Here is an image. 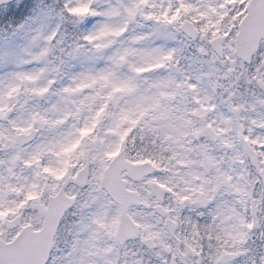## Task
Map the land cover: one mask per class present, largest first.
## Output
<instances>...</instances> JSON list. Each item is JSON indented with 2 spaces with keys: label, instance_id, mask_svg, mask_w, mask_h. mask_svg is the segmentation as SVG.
<instances>
[{
  "label": "rangeland",
  "instance_id": "rangeland-1",
  "mask_svg": "<svg viewBox=\"0 0 264 264\" xmlns=\"http://www.w3.org/2000/svg\"><path fill=\"white\" fill-rule=\"evenodd\" d=\"M93 1L92 4L91 0H19L12 8L0 9V110L15 105L9 122L6 125L0 122V237L5 239L12 234L4 229L5 200H1L5 196V181L20 178L10 177L12 170L17 174V169L26 164L29 171L24 176L19 174L30 184L34 176L31 164L37 160L39 147L44 143L59 148L56 134L68 147L73 140L79 142V125L91 130L95 111L104 108L106 116L98 131L84 140L85 153L93 163V179L80 194L81 205L63 226V231L68 232L67 248L57 249L48 264H142L121 259V254L135 253L134 246L118 247L115 238L118 208L99 184L102 157L116 147L118 136L128 128H134L143 137L139 142L151 145L153 160L165 158L152 180L167 185L174 193L170 206L174 201L183 202L185 187L198 192L202 182L215 180L209 162L222 168L221 177L233 181L230 201L224 205L233 219L226 229V237L231 238L230 251L240 255L232 264H261L264 252L259 256L258 245L248 246L241 254L247 248L242 241L241 216L235 210L244 190L245 174L236 144L238 133L264 161V92L257 85L258 81L264 82V40L251 66H245L234 54L237 24L246 12L248 0ZM27 5L25 18L21 14L11 22ZM184 18L191 19L202 36L182 45L192 47L193 53L185 51L184 58H180L177 38L182 42L188 38L168 36V29L171 24L179 27ZM171 30L175 32L173 26ZM223 34H228V38L223 45L224 55L219 59L208 40ZM50 80L54 87L44 101L37 102L35 93L47 89ZM226 87L231 90L217 100L215 91L222 92ZM65 93H69L77 111L70 119L67 118L71 107ZM240 106L243 108L240 126L233 130L229 116L231 110L235 112ZM39 125L44 127L46 137L39 138L28 149L20 150L13 145L16 133ZM204 125L215 127L219 134L216 142L200 129ZM5 147L9 151L7 173ZM53 161L52 157L44 160L42 167L47 176L39 181L41 184L36 182L38 189L51 188L59 177L60 171L56 177L49 176V170L55 168ZM248 178L254 182L255 175L248 173ZM256 186L259 188L253 195L256 207L264 211V193ZM34 187L32 184L31 190ZM138 187L148 199L151 182L145 181ZM214 202L220 210L222 204L218 199ZM145 210L134 212V218L144 233L151 234L159 243V250L154 251L156 261L151 264H166L158 261V256L173 245L160 222ZM192 218L189 213L184 215V221L195 225ZM261 219L264 220V213ZM24 220H32V215ZM214 247L212 257L221 255V248L215 244ZM200 248H195L197 254ZM196 260L197 257L184 258L180 264H199Z\"/></svg>",
  "mask_w": 264,
  "mask_h": 264
},
{
  "label": "water",
  "instance_id": "water-1",
  "mask_svg": "<svg viewBox=\"0 0 264 264\" xmlns=\"http://www.w3.org/2000/svg\"><path fill=\"white\" fill-rule=\"evenodd\" d=\"M10 1L0 0V5ZM182 29L191 38L194 39L196 37V31L192 29L190 24L184 23ZM262 38H264V0H250L247 14L239 24V31L236 36L237 56H240L245 61H249V58L257 50ZM223 39L216 38L210 41L211 46H213L219 56H222L221 43ZM10 113L11 110L9 109L6 113L0 114V119L6 120ZM33 135L34 133L29 136L20 135L17 138L21 142H27L33 138ZM22 137H25V139ZM246 148L251 160L255 162V158L250 154L248 147ZM111 167H108L107 172L111 170ZM154 171L155 168L149 164L130 166L129 169V173L134 178L140 175L150 174ZM102 185L106 188L110 196L122 206V217L118 229L119 237L123 241L128 238H136L138 236L137 230L127 216V209L132 203H139L137 193L127 191L124 183L110 176L104 177ZM63 210L64 207L55 210L53 214L46 215L40 231L33 232L30 228H26L12 242L3 245L0 243V264H45ZM51 211L52 209L50 208L49 212ZM167 225L169 228H172L171 222L168 220ZM129 230L131 234H128Z\"/></svg>",
  "mask_w": 264,
  "mask_h": 264
},
{
  "label": "flooded vegetation",
  "instance_id": "flooded-vegetation-1",
  "mask_svg": "<svg viewBox=\"0 0 264 264\" xmlns=\"http://www.w3.org/2000/svg\"><path fill=\"white\" fill-rule=\"evenodd\" d=\"M53 145L54 144H52L48 150V152L50 153V156L54 160L53 164L55 165V168H51L52 173H53V169L56 171L61 170V174L64 175L62 178V181H64L68 179L70 176H72L71 174L73 172V168H71V172L66 173L67 171L66 168L64 167V165L61 164V162H63L64 160L66 161L68 159L69 153L67 152L66 145H61L59 148H56ZM45 150L46 149H41L42 152H44ZM111 156L112 155H110L109 157L104 156L102 158L101 165H100L101 174H103L104 167L106 166L105 164L111 158ZM210 166L213 170L217 171L218 173L216 174L215 182H212L209 188H207L205 184L204 188L206 191H208L210 197L209 196L204 197V200L202 201V203H200V205H199V202L197 205V200L195 202L191 201L186 204L187 206L186 210H188L190 213L195 212L198 214L196 218L200 224V230H199L200 235L198 234V236H196V239H200V241L204 243V250L208 252L212 251L211 246H210L211 242L213 240H219L223 236V233L219 234L218 228L215 231L210 230L209 228L210 221H214L217 224H219L220 223V221L218 220L219 218H223L224 221H226L227 218L225 215L224 206L220 210H217L215 205H212L211 207L206 209L203 214L201 212L205 209L208 203L210 205L211 202L215 199H218V201H220V203L224 205L225 204L224 195L227 194L228 191L230 190V188H227L225 186L226 185L225 180L228 178L223 179V177H221L223 173L222 168H219L218 166L216 168L215 164H211ZM5 170H6V163H5ZM129 184L132 185L131 182ZM73 189L80 190L79 188L69 183L67 185L66 191L72 192ZM151 195H150L152 199L151 203L145 204V206L149 208L151 215H154L161 222L164 221V217L156 214L151 209L155 205L154 203L158 201L159 199L161 205H163L168 210H170L171 216L174 217V214L177 212V208L176 207L173 208V211H172L171 210L172 207L171 206L169 207V205L164 203V199L162 198V193H159L158 195H155V194H151ZM11 196L14 197V200H12L9 204L6 202V199H5V220L8 222L9 220L14 219L15 227L12 230L16 231L20 229L22 226H24L25 224H29V223L33 225L34 229L38 228L39 225L41 224V215L45 207V204L42 202L41 196L35 194L34 192H31V193L26 192L24 186L19 191H17V193L12 194ZM141 208H144V206L131 207L130 212L133 215L134 211H136L137 209H141ZM31 215H32V220H29V221L24 220V218H29ZM64 219H66V217ZM62 224L63 222H61V225ZM182 228L183 226H181V224L179 223V231ZM222 228L226 230V222L223 223ZM177 238L173 239L172 241L180 245L183 242V238L181 237H179L178 239ZM185 238L188 239L187 237ZM140 239L141 238H139L138 241H141ZM168 254H169L168 256L170 259L172 260L176 259V256L171 254L170 250H168ZM179 255L181 256L182 254L179 253ZM131 256L138 257L139 259H145L146 257L143 254H132Z\"/></svg>",
  "mask_w": 264,
  "mask_h": 264
}]
</instances>
